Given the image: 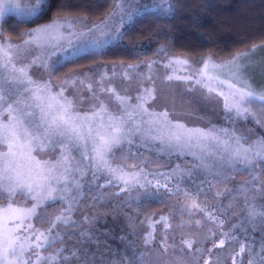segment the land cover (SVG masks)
Returning a JSON list of instances; mask_svg holds the SVG:
<instances>
[{
    "label": "trees",
    "instance_id": "trees-1",
    "mask_svg": "<svg viewBox=\"0 0 264 264\" xmlns=\"http://www.w3.org/2000/svg\"><path fill=\"white\" fill-rule=\"evenodd\" d=\"M114 4L115 0H49L39 19L23 20L9 14L2 20L0 29L6 38L19 40L27 30L61 16L89 22L103 20ZM170 5L168 12L135 16L124 25L114 42L58 65L53 79L63 78L77 69H90L98 63L127 68L162 56L183 58L193 65L206 59L223 61L264 44V0H172ZM255 134L258 136L246 143L264 137L260 132ZM116 153L115 158L109 160L113 167H122L125 173L143 168L140 179L143 181L147 176L152 184L122 190L126 189L123 181L113 178L107 170L97 173L98 178L92 175L94 169L89 170L83 175L81 191L75 194L78 203H74L70 214L66 213L75 223H61L53 229L63 240H57L42 253L44 256L63 247L62 256H70L73 251L79 256V259L70 256L64 264H84L85 259L88 264H121V261L127 264L128 257L133 258L134 264H140L141 259L144 264H154L158 250L161 252L164 247L161 239L167 234L173 242L174 236L193 237L196 233L190 228L194 223L189 225L191 221L184 220L183 216H174L175 228L170 230L171 215H188L189 201L196 198L198 204L202 198L208 207L204 212L206 220L201 210H195L204 221L198 230L205 232L201 237L204 248L198 250L193 245L190 249L185 243L187 239H179L177 243L184 246L185 254L203 253V264H215L214 258L222 248L220 264H249L252 259L249 247L259 253L262 234L253 231L256 222H250L245 196L239 194L241 187L255 177L254 183L247 186L255 193L257 206L264 202V191L259 190V186H264V170L259 165H249L244 170L243 163L233 166L225 154L224 159L220 158V167L201 171L197 154L194 157L187 149L181 152L152 141L143 148ZM212 156L211 153L208 158ZM79 159L77 155L76 160ZM87 164L84 160L78 176ZM237 168L241 171H236ZM183 202L187 206L183 207ZM66 208L64 201L47 208L43 220L45 230ZM221 240L223 245H220ZM242 245L245 246L243 253L240 252ZM193 264L200 261L194 260ZM255 264H262L260 256L255 257Z\"/></svg>",
    "mask_w": 264,
    "mask_h": 264
},
{
    "label": "snow or ice",
    "instance_id": "snow-or-ice-1",
    "mask_svg": "<svg viewBox=\"0 0 264 264\" xmlns=\"http://www.w3.org/2000/svg\"><path fill=\"white\" fill-rule=\"evenodd\" d=\"M48 3L49 0H36L34 5L21 8L19 0H0V19L8 14H15L23 20L39 19L47 9ZM161 3L167 4L168 0H161ZM117 7L121 6L118 4ZM143 7L150 8L147 4ZM171 7L169 4L168 8L162 10L168 11ZM132 16L133 12L129 11L128 19L131 20ZM67 23L71 25L72 22ZM104 23L107 26V21ZM63 27V24L57 22L41 26L27 33L29 40L24 43L39 48L46 35ZM116 32L119 33V28ZM28 51L31 52L32 49ZM236 59L238 57L233 58V62ZM38 60L39 57H33L31 64L21 63L19 46H5L4 42H0V201H6L0 204V213L4 218V222L0 223V264H64L70 256L79 259L75 251L70 256H62L65 251L63 247L48 256L42 253L52 248L57 240H63L59 232L53 233V229L61 223H75L66 213L70 214L74 203H78L75 194L81 191L83 175H87L89 170H95L92 172L94 178H98L97 173L107 170L113 178L123 181L126 189L122 190H130L136 185L146 188L152 184L147 176L143 177V181L140 179L144 173L143 168L138 172L125 173L122 167H113L109 163L110 159L115 158L116 149L123 151L124 144H131L136 138L141 140V146L152 141L168 149H179L181 152L187 149L194 157L196 153L192 150L199 149L202 162L203 154L213 149L220 154L221 159L227 154L228 162L233 166L243 163L246 170L249 165H259L264 170V137L245 146L250 137L235 131L229 136L228 130L224 129V136L228 137L225 139L211 129L188 128L182 123H173L167 112L157 113L144 107L147 99L153 95L152 90L147 88L144 94L138 96L140 103L133 111L127 105L128 97L120 95L113 87L105 89L101 85L102 91L112 92L120 101L123 111L117 114L110 110L109 104L105 103L89 84L87 87L92 98L100 102L94 103L90 112H81L75 97L69 98L65 95L67 89L61 87L59 92H55L50 82L33 79L29 69ZM173 62L178 65L190 63L182 58H174L170 63ZM208 64L209 60H205L204 70L199 73L201 77L208 75L205 71ZM41 66L47 68L50 75L55 71V63L45 62ZM173 78V75L168 76L169 80ZM175 78L196 79L191 74ZM211 79L212 77H209V80ZM71 83L75 84V80ZM196 83L202 81L196 79ZM208 90L216 91L211 86H208ZM219 94L224 97L226 112H234L237 117L247 118L246 114L257 100L260 102L259 106L264 108V95L256 96L246 87L235 88L228 95L223 92ZM77 155L80 156L79 160H76ZM84 160H87L88 164L84 167L82 175L78 176ZM235 170L241 171L238 168ZM254 181L255 177L246 182L239 194L245 196L244 204L250 222H256L253 231L262 234L259 253L254 252L251 247L248 249L252 253L249 264H255L256 256H260L264 264V219H259L264 218V202L257 206L255 193L247 186ZM156 186H160L159 181ZM164 186L167 187L166 184ZM259 190L264 191V186H259ZM21 201L25 205L28 201L32 203L30 207L21 206ZM59 201H64L67 208L55 217L48 229H35L30 221L45 219L43 212L38 210L46 211ZM185 243L188 248L193 247L192 241ZM223 244L224 241L221 240L220 245ZM244 251L245 246L242 245L240 252ZM143 255L141 253L140 257ZM84 264H88L87 259ZM121 264L124 262L121 261ZM127 264H134L132 257L127 258ZM140 264H144L142 259Z\"/></svg>",
    "mask_w": 264,
    "mask_h": 264
},
{
    "label": "rangeland",
    "instance_id": "rangeland-1",
    "mask_svg": "<svg viewBox=\"0 0 264 264\" xmlns=\"http://www.w3.org/2000/svg\"><path fill=\"white\" fill-rule=\"evenodd\" d=\"M35 2L36 0H19L21 8L30 7ZM171 2L172 0H168L167 4H162L161 0H115L114 8L103 20L89 22L76 17L61 16L27 30L19 40L6 38L0 31V42H4L5 46L7 44L18 45L19 61L21 63L31 64L33 57H39L37 63L32 64L29 69V74L37 81L50 82L55 92H59L61 87L67 89L65 95L69 96V98L75 97L81 112H90L92 105L100 102L92 98V94L87 87L89 84L92 85L97 95L105 103L109 104L110 110L117 114L123 111L120 101L115 98L112 92L102 91L101 85L105 89L113 87L120 95L128 97L127 105L133 111L135 110V106L140 103L138 96L144 94L147 88L152 90L153 95L147 99L144 107L157 113L167 112L168 118L173 123L179 122L188 128L211 129L218 132L222 137H227L224 136V129L228 130L229 136L233 131L250 138L258 136L255 132H260V135L264 136V108L259 106L260 102L258 100L250 107V112L246 114L247 118L244 116L237 117L234 112H226L224 97L219 94L223 92L225 95H228L235 88L246 87L256 96L264 95V44L251 48L228 60L206 59L209 60L208 68L205 70L208 75L204 77H201L199 73L201 70H204L205 60L198 65L191 63L178 65L174 62L170 63V61H173L177 57L164 56L145 63H139L137 64L139 67H136V65L125 68V66L121 65L98 63L90 69H77L56 80L53 79V73L50 75L47 68L41 66L45 62L48 64L55 63L56 68L67 60H74L93 49L106 46L114 42L119 37L124 25L126 26L130 22L127 17L129 11L133 12L132 19L146 12H168L162 9L168 8ZM118 4L121 7H117ZM145 4L149 5L150 8H144ZM156 5H159V7H154ZM121 8H123V11H121ZM137 11L139 14H136ZM3 19H0V24ZM68 21L72 22L71 25L67 23ZM105 21H107V26H105ZM54 22L63 24L64 27L46 35L41 41V47L37 48L34 45H25L24 41L29 40L27 33ZM117 28H119L118 34L116 32ZM90 29L91 31H89ZM110 36L116 38H109ZM30 48L32 49L31 52L28 51ZM235 57H238V59L233 62V58ZM190 74L194 75L196 79H200L202 83H196V79L185 80L175 78V76L187 77ZM169 75H173L174 78L169 80ZM209 77H212V79L209 80ZM73 79L75 80V84L71 83ZM66 81L69 82L65 83ZM82 81L83 83H81ZM229 85H233V87H229ZM208 86L213 87L216 91L210 92ZM134 148H143L140 139H134V142L131 144L126 142L123 146V150ZM193 150L198 155V164L201 171L212 167H220V154L218 152L209 149L203 154L202 162L200 150ZM211 153L213 156L209 159L208 155ZM189 202V207H187L189 210L188 215H171L170 230H174L175 228L174 216H183L184 220L188 219V221H191H189V225L194 223V226L190 228L196 233L193 237L191 235H187L186 237L184 235L174 236L173 242L169 240V234H167L165 238L161 239L164 247L161 252L160 249L158 250L159 254L155 257L156 260L153 257L154 264H193L194 260L200 261V264H203V253L195 254L193 252L190 254L187 252L185 254L184 246L177 243L179 239H187L188 241H192L198 250L204 248V238L201 239V237L204 236L205 232H198L204 221L200 215H196L199 213H195V210H201L200 213L203 214L201 216L204 218L206 216L204 212L208 207L206 206V201L202 198L200 199L202 205L197 203V198ZM4 203L6 201L0 204ZM31 203V201H28L27 205H25L21 201L20 205L30 207ZM182 206H187V204L183 202ZM38 211H42L43 216L46 213L43 210ZM3 222L4 218L2 213H0V223ZM30 222L34 225L35 229L45 230V221L34 219ZM180 225L182 226L183 224L181 223ZM223 250L219 248L214 258L215 264H220L219 260L223 257Z\"/></svg>",
    "mask_w": 264,
    "mask_h": 264
}]
</instances>
